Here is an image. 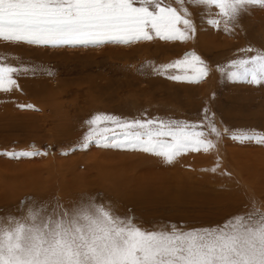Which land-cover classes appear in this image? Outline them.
Masks as SVG:
<instances>
[{"label":"rangeland","instance_id":"374dc122","mask_svg":"<svg viewBox=\"0 0 264 264\" xmlns=\"http://www.w3.org/2000/svg\"><path fill=\"white\" fill-rule=\"evenodd\" d=\"M163 3L179 7L175 0ZM185 6L196 26L194 37L185 41L154 33L151 40L99 46L0 39V62L20 69L15 85L4 81L11 90H0V217L5 224L9 214L23 216L33 205L51 210L82 196H99L145 229L215 227L253 201L264 209V144L232 138L264 136V83L233 82L222 71L234 59L264 52V6H249L230 32L222 21L218 28L208 24L203 7ZM186 53L206 61L204 78L196 80L189 72L195 64L191 55L165 74L153 72V66L185 60ZM176 74L190 75L192 82L170 78ZM27 104L34 107L18 106ZM97 113L204 124L207 113L221 134L208 135L215 149L183 152L170 164L140 148H76L87 132L85 122ZM35 150L47 154L20 156ZM12 152L16 157L6 154Z\"/></svg>","mask_w":264,"mask_h":264},{"label":"snow or ice","instance_id":"6c2138e0","mask_svg":"<svg viewBox=\"0 0 264 264\" xmlns=\"http://www.w3.org/2000/svg\"><path fill=\"white\" fill-rule=\"evenodd\" d=\"M175 3L179 7L166 5L163 0H139L140 6H135L137 0H0V39L54 47L99 46L151 40L154 33L165 40L185 41L196 33L186 4L203 7L208 24L218 28L222 21L224 30L229 32L230 25L234 27L249 6H264V0ZM149 5H154V9ZM212 8L218 11L212 13ZM189 55L195 61L189 72L194 71L196 80L204 78L208 65L195 53H186L185 60L153 66L152 70L165 74L167 69L187 63ZM19 71L0 62V90L10 91L11 88L3 87L4 81L15 85L13 76ZM222 71L233 82L264 83V52L234 59ZM170 78L189 82L193 79L179 74ZM204 119L207 124L158 118L125 120L97 113L85 122L87 132L76 148L90 144L140 148L170 164L183 152L215 149L216 143L208 135L215 133L218 138L221 133L207 113ZM232 138L264 144V136L255 133L232 134ZM40 154L47 153L25 151L20 156ZM218 167L217 163L212 171ZM3 220L0 217V264H264V209L255 201L221 225L188 230L176 225L145 229L135 223V217L117 214L99 196H82L67 207L57 203L51 210L44 204L33 205L25 215L9 214L6 224Z\"/></svg>","mask_w":264,"mask_h":264}]
</instances>
